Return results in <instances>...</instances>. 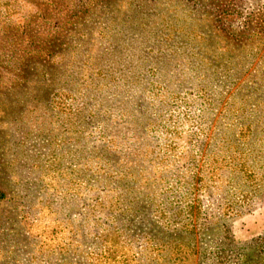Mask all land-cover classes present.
Masks as SVG:
<instances>
[{
    "label": "rangeland",
    "instance_id": "rangeland-1",
    "mask_svg": "<svg viewBox=\"0 0 264 264\" xmlns=\"http://www.w3.org/2000/svg\"><path fill=\"white\" fill-rule=\"evenodd\" d=\"M0 264H264V0H0Z\"/></svg>",
    "mask_w": 264,
    "mask_h": 264
}]
</instances>
